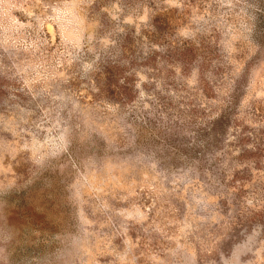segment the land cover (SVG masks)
<instances>
[{
  "label": "rangeland",
  "instance_id": "rangeland-1",
  "mask_svg": "<svg viewBox=\"0 0 264 264\" xmlns=\"http://www.w3.org/2000/svg\"><path fill=\"white\" fill-rule=\"evenodd\" d=\"M0 264H264V0H0Z\"/></svg>",
  "mask_w": 264,
  "mask_h": 264
}]
</instances>
